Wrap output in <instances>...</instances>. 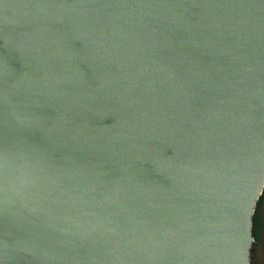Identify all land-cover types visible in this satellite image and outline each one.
<instances>
[{
    "label": "water",
    "instance_id": "95a60500",
    "mask_svg": "<svg viewBox=\"0 0 264 264\" xmlns=\"http://www.w3.org/2000/svg\"><path fill=\"white\" fill-rule=\"evenodd\" d=\"M264 0H0V264H253Z\"/></svg>",
    "mask_w": 264,
    "mask_h": 264
},
{
    "label": "rangeland",
    "instance_id": "374dc122",
    "mask_svg": "<svg viewBox=\"0 0 264 264\" xmlns=\"http://www.w3.org/2000/svg\"><path fill=\"white\" fill-rule=\"evenodd\" d=\"M261 230L254 246L253 264H264V200L260 207Z\"/></svg>",
    "mask_w": 264,
    "mask_h": 264
},
{
    "label": "trees",
    "instance_id": "16d2710c",
    "mask_svg": "<svg viewBox=\"0 0 264 264\" xmlns=\"http://www.w3.org/2000/svg\"><path fill=\"white\" fill-rule=\"evenodd\" d=\"M264 200V194L262 195L259 203H258V207H257V210H256V213H255V217H254V233L256 235V238L258 239L259 237V233H260V230H261V221H260V207H261V204Z\"/></svg>",
    "mask_w": 264,
    "mask_h": 264
}]
</instances>
